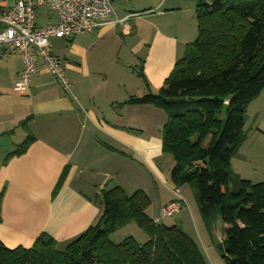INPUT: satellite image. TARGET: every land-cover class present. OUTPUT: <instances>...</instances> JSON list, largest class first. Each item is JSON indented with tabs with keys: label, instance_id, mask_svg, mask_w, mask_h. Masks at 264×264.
<instances>
[{
	"label": "crops",
	"instance_id": "0c3cea01",
	"mask_svg": "<svg viewBox=\"0 0 264 264\" xmlns=\"http://www.w3.org/2000/svg\"><path fill=\"white\" fill-rule=\"evenodd\" d=\"M111 1L113 16L92 33L50 41L71 83L69 93L40 65L27 91L13 92L22 61L8 48L0 50V241L10 249L31 248L47 234L63 250L99 223L104 192L119 187L131 196L140 191L133 179H152L147 165L167 182L155 164L167 114L134 100L156 94L196 39L197 3L141 0L145 8L131 12L117 11ZM2 6L0 0V18ZM56 22L47 7L35 11L36 26ZM124 169L132 173L124 175ZM184 190H175L184 200L180 213ZM158 193V211L176 199ZM148 209L146 215L158 221L160 211L151 217Z\"/></svg>",
	"mask_w": 264,
	"mask_h": 264
},
{
	"label": "trees",
	"instance_id": "16d2710c",
	"mask_svg": "<svg viewBox=\"0 0 264 264\" xmlns=\"http://www.w3.org/2000/svg\"><path fill=\"white\" fill-rule=\"evenodd\" d=\"M196 3V39L159 91L134 102L166 112L162 151L174 159L171 182L191 186L210 237L218 216L221 239L211 240L223 262L264 264V183L252 184L230 166L243 137L246 107L264 90V0ZM103 200L99 223L63 250L47 234L28 249H10L0 241V264H205L179 226L166 227L146 215L150 200L142 191L127 196L115 187ZM130 223L148 241L111 242L110 235Z\"/></svg>",
	"mask_w": 264,
	"mask_h": 264
},
{
	"label": "built area",
	"instance_id": "2783aa9c",
	"mask_svg": "<svg viewBox=\"0 0 264 264\" xmlns=\"http://www.w3.org/2000/svg\"><path fill=\"white\" fill-rule=\"evenodd\" d=\"M204 1L208 3V0ZM5 3L6 0H2L0 50L8 48L17 53L22 61V68L13 83V92L27 91L40 65L61 91L69 93L71 83L63 63L52 54L50 41L92 33L113 16L112 1L13 0L11 5ZM40 7L53 11L57 22L45 27L36 26L35 11ZM176 194L179 195L178 191ZM183 204V199L178 196L161 209V216L179 213ZM156 223H160V220Z\"/></svg>",
	"mask_w": 264,
	"mask_h": 264
},
{
	"label": "rangeland",
	"instance_id": "374dc122",
	"mask_svg": "<svg viewBox=\"0 0 264 264\" xmlns=\"http://www.w3.org/2000/svg\"><path fill=\"white\" fill-rule=\"evenodd\" d=\"M113 7L116 8L117 11L124 10L139 12L145 8V3L141 0H113ZM242 136L243 137L238 146V150L230 162L231 170L240 178L250 182L252 180V182L264 180V90H262L260 95L252 100L246 107ZM161 152L162 156L156 159L155 164L164 172L167 182L163 183L147 165L146 171L149 173L148 176L150 173L153 175L152 179L149 177L151 179L149 180V178L143 176L144 174H140L137 177V181H134L133 179L134 183H132L138 185H134L132 187H134V189H140V191L144 190L145 193H148L152 201V204L150 202L148 207L149 216L158 217L160 211L159 220L163 222L164 226H179L198 244L201 255L206 261H204L205 264H225L220 257L218 248L212 243V240L215 242L217 237L218 239H221V236L218 235H221L222 224L219 221L218 216H216V218H214V222L212 223V236L210 237L206 224L204 222L202 224L200 220L201 215L199 210L196 208L197 206H195L193 202L194 198L191 193L192 188L189 184L185 185V189L188 191L189 196L185 194L186 190L183 191L184 197L187 200L182 213L179 212L171 216H161V209L164 206L158 211V191L160 192V195H163L164 193V195H167L168 197H181L180 194H176L175 191L179 187H176L170 179V173L174 166V159L171 154L163 152L162 148ZM131 171L129 169H124V175H129L132 173ZM152 181H154V183ZM129 190L130 189L128 188L127 191ZM148 195L146 194V196ZM128 237H131L138 244L142 245L146 241L147 236L138 226L130 223L111 234L110 240L114 244H119Z\"/></svg>",
	"mask_w": 264,
	"mask_h": 264
},
{
	"label": "water",
	"instance_id": "95a60500",
	"mask_svg": "<svg viewBox=\"0 0 264 264\" xmlns=\"http://www.w3.org/2000/svg\"><path fill=\"white\" fill-rule=\"evenodd\" d=\"M182 101L184 100V98L181 99Z\"/></svg>",
	"mask_w": 264,
	"mask_h": 264
}]
</instances>
